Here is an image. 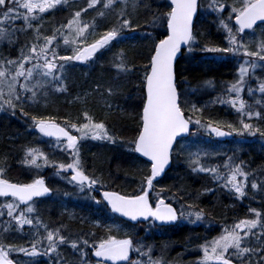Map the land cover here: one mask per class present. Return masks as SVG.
Listing matches in <instances>:
<instances>
[{
  "label": "snow or ice",
  "instance_id": "6c2138e0",
  "mask_svg": "<svg viewBox=\"0 0 264 264\" xmlns=\"http://www.w3.org/2000/svg\"><path fill=\"white\" fill-rule=\"evenodd\" d=\"M65 3L67 0H0V25H15L18 20H21L24 25L22 28L13 27L11 30L0 27V40H7L9 44H12L17 33L28 30L36 32L35 42L30 45L26 43L16 58L0 60V110L11 109L14 114L19 107L23 113L24 110L21 107L23 103L27 100L36 102L38 97L47 95L49 88L54 91L66 90L62 81L67 62L91 61L98 52L113 41L127 38L124 36V31L132 28V22L126 15V9L130 5L135 11L141 0H87V8L75 11L66 24L53 30L52 35L41 36L39 26L34 28V23L41 14ZM101 3L105 10L114 9L117 3L122 4L123 7L117 13V24L89 43L88 39L95 35L97 25L95 20L91 24L83 22L81 16L88 9H94ZM199 7L198 0H169V10L166 13L153 14L149 24L152 28L166 24L167 34L154 43L149 64L146 66L147 71L142 80L144 93L141 96L140 126L138 135L131 144L134 145L133 150L136 153L148 158L151 167L149 174L141 181L139 194L102 192L103 202H106L111 212L118 213L121 217L133 222L151 220L160 224H170L187 216L191 223H196L204 218L201 211L185 213L182 210L177 213L176 208L166 202L160 193L156 194L154 201L150 200L154 181L162 176L170 163L174 143L178 137L190 132V125L193 123L209 136L225 137L233 134L256 136L259 134L264 137V131L250 122L253 119H264V114L256 110L264 106V79L255 77L257 70L264 71V31H261L259 36L254 31L258 21L264 22V0H234L228 17L219 19V27L226 33L228 47L206 46L203 49L206 52L239 55L244 58L238 67V79L229 84L225 90L227 98H217L220 104L230 105L239 115L238 125L211 120L202 122L200 119L193 121L191 116L186 117L181 107L175 62L182 46H189L188 51L192 50L190 45L196 39L193 34L194 17ZM209 7L220 13L228 9L221 0H212ZM105 14V11L98 12L100 18H104ZM233 18L235 24L231 25L230 21ZM246 30H253L251 33L253 39L245 41L244 36L248 34ZM144 35L150 37L151 33H144ZM58 39H62L65 46H71L72 55H58L56 49L59 45L54 46V42ZM115 67L121 73L132 70L127 66L123 53L117 58ZM252 77L257 80V86L255 89L247 87V92L252 96L259 92L261 99L249 104L242 93ZM206 83L209 86L212 85L211 81ZM107 93L109 96L116 94L111 87L107 89ZM107 107L111 109L112 105L107 104ZM191 107L192 111H202L195 105ZM84 118L87 122L80 125L69 121L66 122V126H61L52 118L31 117L33 127L43 136L54 138L57 147L69 153L71 162L57 164L50 161L48 155L42 150L27 148L23 163L37 169L51 165L56 168L58 176L63 172L71 171L72 175L68 181L70 184H74L81 192L94 190L100 184V180L86 174L80 156V142L91 138L116 143V139L109 134L103 122H95L87 112L84 113ZM225 128L228 131H225ZM71 129H75L79 135H73ZM207 156L209 153L204 150L189 152L191 171L210 174L217 181L224 179V187L230 193L237 198H244L247 195L249 174L244 170L243 162L233 164V157H229L224 164V168L229 171L224 177L220 174L218 167L202 163V158ZM3 172L4 168L0 167V176ZM250 187L252 190L264 193V185L252 182ZM51 191L42 177L30 183H12L0 178V197H11L13 201L0 206V209H6V215L10 218L6 222L4 231L7 232L10 228L23 230L25 226H30L37 227V231L39 227H43L46 232V236L34 238L29 247H15L0 243V264H16L10 258V253L13 252L22 253L27 257L52 254L58 256L59 247L65 244L79 252V264H87L85 249L89 247L94 249V256L99 258L97 264L102 262L106 264L108 261L119 264V262L129 261L130 252L133 250L132 238L126 236L121 239L110 234L113 228L119 230L120 225H109V234L106 238L90 245L88 239L66 237L61 234L59 228L49 229L38 217L34 219L31 215L36 211L34 199L44 197ZM95 202L101 203L100 200ZM251 211L255 214L254 219L239 220L230 228L226 227L223 233L213 239L210 244L202 246L203 257L200 264H209V261H214L215 264H234V260L236 264H264V216L255 209ZM4 214L5 212L0 210V216ZM193 216L194 220L191 219ZM135 251L140 252L141 248L136 247ZM141 255L148 257L147 264H166L162 259L153 260L150 248ZM56 264L61 262L57 260ZM132 264H142V262L133 261Z\"/></svg>",
  "mask_w": 264,
  "mask_h": 264
},
{
  "label": "trees",
  "instance_id": "16d2710c",
  "mask_svg": "<svg viewBox=\"0 0 264 264\" xmlns=\"http://www.w3.org/2000/svg\"><path fill=\"white\" fill-rule=\"evenodd\" d=\"M168 2L169 0H141L135 11L129 5L126 9V15L132 22V28L125 29L124 36L127 38L113 41L101 52H98L96 59L88 61V63H71L69 66L67 65L65 70L66 74H68L66 78L68 81L66 82L67 94L63 93L64 97L52 101L46 100V96H44L38 97L36 102L26 101L21 105L24 110L23 113L19 110V107L14 114L12 110L0 112V167L4 168V172L0 177L22 183H30L39 177H43L46 180L53 194L49 197L34 200L36 211L31 215L34 219L38 217L49 229L55 230L59 228L61 234L66 237H83L88 239L91 245L93 242L106 238L109 234L108 226L115 224L120 225V228L119 230L113 228L110 234L117 236V238L122 239L130 236L135 241L138 239L163 240L161 247L172 248L175 245L174 241L177 239L196 238V240H201L208 238L209 236L205 232H208L213 222L216 227L220 228L225 225L226 227L231 226V224L234 225L236 222H233L232 219L228 220L232 216L237 219V222L241 219H254L255 214L251 211L252 209L264 216V193L260 192V195L256 194V192L251 193L249 188L247 189V195L241 200V204L238 201L234 202V204L225 203L224 195L220 194L219 190H216L217 186L212 183L213 178L210 174L194 173L186 169L189 163L185 159L189 160V158L185 157L180 147L175 148V163L178 159H181L180 155L183 157L182 160L185 161L181 164H174L171 173L166 178L156 182L154 190L157 191V188L162 189L163 186L170 191L176 190L181 195L180 199L183 205L189 207L191 203L189 208H196L199 205L196 210L200 211L199 209H203L205 213L211 214L210 217L212 218L208 217V219L214 218V221L211 220L208 223L205 231L199 226L187 227L186 225L181 226L179 229L175 228L176 225L163 226L157 229H155V225L143 227L140 224L121 219L104 204L100 211L99 209L96 210L99 207L94 204L74 202L70 200V197L65 200L63 198L65 197L64 194L70 195L75 193L76 190L68 182L70 172H63L58 176L56 175V168L51 165L37 169L23 163L27 148L42 150L48 155L50 161L57 164L71 162V156L68 152L62 151L61 148L50 146L49 141L42 137L33 127L31 117L52 118L62 124L70 121L80 125L85 120L84 113L87 112L95 122H103L106 125L108 132H111L116 139V143L100 140L98 142L103 145L96 146L97 148H90V146L81 148L80 156L86 173L100 180V184L97 187L103 189L111 188L129 194L140 191L141 181L144 176L149 174L150 164L135 153L131 141L137 136L140 126L141 96L144 93L142 80L144 73L147 71L146 66L149 64L153 45L167 34L166 24L156 28L149 27V24L153 14L166 13L169 10ZM120 5V3H117L116 6L121 7ZM205 5L206 0H202L195 27V38L197 41L193 45L195 47L194 57H181L176 64L179 82L184 77V81L189 83L187 88H193L196 84L195 82L204 74H208L212 79L215 78V80L220 81L223 79V74L229 71L228 68L223 69L224 63H221L222 61L218 63L216 59L212 60V57L217 53L203 51L206 46L222 45L221 42L218 44L206 42L209 39L207 36L208 27L210 29L213 22L210 19L204 20L202 18ZM82 8H87V0H67V3L58 6L56 9L41 14V17L34 23V28L39 26L41 36L52 35L56 27L66 24L72 14ZM96 8L88 9L81 16L83 22L91 24L95 20L97 27L92 38L98 37L117 24V13L110 11V9H103L102 3ZM120 9L117 11L119 12ZM99 11H105L104 18L98 16ZM144 33H151V36H145ZM35 36L36 32L34 31ZM23 42L24 40L19 38L15 43L17 46H21ZM8 46L10 44H7V46L0 44V60L7 58L4 54L5 48H8ZM114 52L118 53V57L123 53L127 66L132 70L127 73L116 71L117 74L114 71L113 79L111 77H105V79L101 77L100 79V74L96 75L98 68H102V71L105 72L108 57ZM189 60L199 62V64L193 66V63H191L189 66ZM188 67H190V70H188ZM93 78L99 80L93 81L91 80ZM84 79H90L92 82L83 84L81 81ZM208 81L210 80L208 79ZM109 87L113 88L114 92H116L115 95H108L107 89ZM198 99L202 100L201 97H198ZM210 103V101H206V103L201 102L199 105V109H202L200 111V120L202 122L212 120L210 119L212 116L217 117L215 115L217 113H210L212 111ZM107 104H111L112 108L109 109ZM55 108L58 110H55ZM258 109L264 114V106H260ZM214 110H218L217 112L220 115L219 118H216L217 121L235 123L239 118L237 116H234V118L232 116L231 119L228 117L223 118L224 114L221 109L214 107ZM253 124L264 131V119H253ZM251 137L255 139L245 142L243 153L245 150L246 152L243 157L252 160V165L259 164L257 167H262V176L264 177V144L255 145L259 141L262 142L264 137L259 134ZM260 138H262V141ZM180 141L187 142L189 140L181 139ZM87 148L92 150L91 155H88L85 151ZM204 159L206 161L210 158L206 157ZM252 165L247 166L250 167ZM259 170L257 171L259 172ZM210 196L215 201V207L212 208L199 201L205 200ZM5 200L10 201V198L0 197V205ZM230 202H232V199H230ZM4 218L6 216H0V219H2L0 220V243L5 245L16 244L17 246L25 245L27 247L29 242L36 238L35 235L34 237L31 235L33 230L29 226L24 227L25 230L10 228L9 231L5 232L6 222L9 219L6 218L4 220ZM97 222H99L98 225ZM219 228L217 230L220 231ZM34 230L37 231V227H34ZM217 230L213 233L215 234ZM37 232L40 235H46L43 227H39ZM151 247L146 246V248ZM153 247L158 248L157 246ZM86 251L88 258L92 260L91 247L86 248ZM58 252L62 255L64 264H79V252L74 251L69 245H61ZM183 253L185 254V252ZM184 254L178 253L176 256H171L178 259L181 263H186L183 260ZM20 256L18 255L15 258L17 263H19L18 258ZM47 263V259L37 256L34 257V262L30 264Z\"/></svg>",
  "mask_w": 264,
  "mask_h": 264
},
{
  "label": "rangeland",
  "instance_id": "374dc122",
  "mask_svg": "<svg viewBox=\"0 0 264 264\" xmlns=\"http://www.w3.org/2000/svg\"><path fill=\"white\" fill-rule=\"evenodd\" d=\"M221 2L222 3H225L228 6V9L226 11H224L223 13L214 11L212 8H210L209 5L212 3V0H206V5L204 7V14H203L202 18L204 20L210 19L213 22L211 24V26H210V29L208 27L207 36L209 37V39L206 40V42L217 43V44L219 42H221L223 47H228L227 41L225 39L226 33L224 32L223 29H221L219 27V19H221V18H227L228 17L229 12L231 11V6H233V4H234V0H221ZM120 6L121 7H117L116 6L114 9H110V11L112 10L115 13H118L117 10L120 9V8H122L123 5L121 4ZM236 6H238V5H236ZM95 9H97V8H95ZM232 22L234 23V20L233 19L230 21V24L231 25H234V24H232ZM0 27H7V28H9V30H11V28H13V27L14 28H22V27H24V25H23V22L21 20H18L15 23V25H0ZM56 28H59V27H56ZM252 31H250L246 35V37H244L245 41H249V40L253 39V36L251 35ZM254 31H255L256 35L259 36V34L261 33V31H264V26L263 25L258 26V27H256L254 29ZM65 34H67V33L65 32ZM20 36L23 37L24 42L22 43L21 46H17V44L15 42H17V40L19 39ZM96 38H98V37H95V38L93 37L92 38V36H90L89 39H88V42L91 43L92 41H90V40H94ZM14 39H15L14 43L10 44V46H8V48H5V54L4 55L7 56L6 59H14V58H16L19 55L20 49L26 43H28L30 45L32 42H35L34 30H32V31H29L28 30V31H26L24 33H17V36L14 37L13 40ZM196 41L197 40L195 39V42H193L192 45H194L196 43ZM0 44L2 46H7V44H9V43L7 42V40H0ZM56 44L59 45L57 47V49H56L57 52H58V55H60V56L72 55L71 46L70 45L69 46H65L63 44L62 39H58L57 42H54V46ZM218 46H220V45L218 44ZM230 55L231 54H227V56H230ZM218 56L220 58L224 59L226 61V64L231 66L232 70H236V72H235L232 80L231 81H227V82L217 83V85L212 82V85L211 86H209L206 83V81L200 82L194 88H187V89L184 88V93H183V95H184V97H186V99H193L194 97L195 98L196 97H201L203 95V93H207V92L208 93H213L214 92L213 95H212V97L209 99V101L211 102L210 103V106L212 107V111L210 113H213V112H214V114L217 113V114H215L217 117L212 116L210 118V119H212L211 121L215 120V122H221V121L220 120L217 121L216 118H219L220 115L217 112L218 110H214L213 111V108L214 107H217V108L221 109L223 107V105H227V104H220L217 101V98H224V99L227 98L225 90H226V88H227V86L229 84L234 83L236 81V79H238V67H239V64L242 63V61L244 59L243 57H241L239 55H237V56L231 55L230 58H232V59H227V57L225 55L222 56V54H217L216 56H213L212 57V60H214ZM117 58H118V53L117 52H114L113 54H111L108 57V62H106L105 68L106 69L109 68L110 69V73L108 71L103 72L102 71V68H98L96 75L100 74V76L103 77L104 79H105V77L106 78L111 77L113 79V72L114 71L115 72L117 71V69L115 67V64L117 63ZM94 59H96V56L94 57ZM71 63H74V64H82L81 62L69 61V62H67V65L69 66ZM84 63H88V62H84ZM103 70H104V67H103ZM115 74H117V72ZM67 76H68V74H66L64 72L63 73V77L64 78H63V81H62L63 84H64V81L66 80ZM255 77H259L260 79L261 78L264 79V71L257 70V72L255 73ZM255 77H252V78H250L248 80V83L245 86V91L242 93L243 98L248 103H249V101L251 99H253L254 101L260 99V93L259 92H256L254 96L250 95L247 92V87H252L253 89L256 88V86H257V80L255 79ZM47 94L48 95H46V100L49 99V100H52V101H55V100H57V99L62 98V97L65 96L62 91H54L51 88L48 89ZM65 94H67V92H65ZM215 94H217V95L213 99V96ZM25 95H30V94H25ZM42 97H44V96H42ZM27 101H31V100H27ZM187 102H188V104L190 103L189 100ZM222 109L226 112V114H225L226 116L225 115L222 116L223 118L224 117L225 118L228 117V118L231 119L232 116H233V118H234V116L239 117V115L237 113L233 112L232 110H229V109L228 110H225L224 108H222ZM10 110L11 109H8L7 111H10ZM55 110H58V109L55 108ZM1 111H3V110H0V112ZM239 119H240V117L237 119V121L234 124H237L238 125V120ZM195 120L196 119H194V121ZM85 122H87V121L86 120H83V123H85ZM226 123H232V122L231 121H228ZM64 125H66V124H64ZM193 125H195V124L193 123ZM196 127L198 128V130H197V132L196 131L194 132V133H196L195 135H191V139L189 141H187V142L185 141L184 143H181V144H180V141H179V147L181 148V151L185 155L186 158H189L188 157V153L189 152L195 153V152H197L199 150L207 151L209 153V156H207V157L210 158V159H208V160L205 161V159L202 158V163H204L206 165H209V166H216V167H218V169L220 171V174L222 176L226 177L229 170L226 169V168H224V164L225 163L223 161L227 160L225 158H229L230 155H231L233 157L232 163L237 164L239 162H243L244 168L247 167V169H248V170H245L249 174V176H248V188L247 189H249V188L251 189L250 184L252 182H254V181H257L258 184L264 185V177L262 176V167H259V168L257 166H255V168H254V166L248 167V166H245L246 163L243 161L245 159L243 157V154L246 152V150H245V152L243 153V147L245 145L244 142H249L252 139H255L254 137H251V136H249L247 134H245V135H243L241 137H239L238 135H236L234 137V139L230 143H227V142H223V141L216 140V139L212 140L209 137V135L207 134V132H205L203 129H199V126H197V125H196ZM71 132H72L73 135H77V136L79 135V133L75 129H71ZM196 138H198V139L201 138L200 140L203 141V142H200L199 143V141ZM85 142H86L85 147L86 146H90V148H97L98 146L103 145V144L95 141L94 139L89 138V140L86 139V140H82L80 142L79 150L84 147V143ZM191 142H193V143H191ZM186 143H188V144H186ZM49 144L53 148H61V147H57V145L55 143V140L54 141H51ZM262 144H264V138H263V141L262 142L259 141L258 144H255V145L260 146ZM50 146H49V148H51ZM90 148H87L85 150L88 155H91L92 154V150ZM180 157H181V159L178 160V164H181L185 160L188 161L187 159L182 160L183 157L181 155H180ZM180 166H182V165H180ZM186 169H189V171L191 170V168L189 166H186ZM257 170H259V172ZM68 172L71 173V171H68ZM260 177H263V178H260ZM69 179H70V177H69ZM212 183L214 184V186H217L216 190H219V193L224 195V199L226 201V202L224 201L225 203H229V204H232L233 203L234 204V202H237L238 201V203L241 204V200L244 199V198H237V197L234 196V194L230 193V191L227 188L224 187V184H225V180L224 179H220L218 181L213 179ZM73 186L76 188L77 191L75 190V193H72L70 195L69 194H64L65 197H63V198L65 200L68 197H70V200H72L74 202H76V201L82 202V203L86 202V203H88L90 205H92V204L97 205L100 208L103 207L102 198H101V195H100L101 192H99L100 194H95L93 192H88V191L81 192L75 185H73ZM162 189L168 190L165 187H162ZM168 192H172V194L171 195L169 194V196H170V198L173 197V199L175 201V204L180 209L179 212L182 211V210L185 211V213H187L188 211H192V212L197 211V210H194V209L187 208L185 205H183L178 200L179 199L178 196L181 197V195H180V193L178 191H176V190L169 191L168 190ZM250 192L251 193H255V190H252L251 189ZM156 194H155L154 197H156ZM2 198H5V197H2ZM230 199H232V202H230ZM96 200H100L101 203L97 204L95 202ZM199 201L204 202L203 204L206 205V206H208V207H210V208L215 207V204H214L215 201L213 200V198L211 196L210 197H207L205 200H199ZM10 202H13L11 198H10V201H6V200L5 201H2L1 202L2 204L0 206L4 205L6 203H10ZM189 205L191 206V203ZM197 207H199V205H197L196 208ZM100 208H96V210L99 209L101 211ZM0 210H3L5 212V214L3 216H6V218L10 219L6 215V209H0ZM199 210L203 213V216H204V218L202 220L197 221L196 223H191L190 220L187 218V216H185V217H182L181 219L177 220V223L175 224L176 225L175 228L179 229L181 226L186 225L187 227H189V226H193V227L199 226V227L203 228L204 231L207 230L206 227H207L208 223H210L211 220L214 221V218L211 219V220H209L208 217H210L211 214L209 215V214L205 213V211L203 209L202 210L199 209ZM6 218H4V220H6ZM210 218H212V217H210ZM191 219L194 220L195 217L193 216ZM231 219L233 220V222H237V219H235L234 216L230 217V219H228V220H231ZM0 220H2V219H0ZM231 226H232V224H231ZM231 226H229V228ZM217 228H219V227H216L215 224H214V222H213V225L212 226L210 225V228L208 229V232H205V234L207 236H209V237L208 238H203V240L208 239L211 242L213 239L219 237L223 233L224 229L226 228V225L220 227L219 228L220 231L217 230ZM24 230H25V228H24ZM32 230H33V232H32L31 235L33 237L35 235L37 239H39V238H41L43 236H46V235H40L36 230H34V227H32ZM216 230H217V232L214 234L213 232H215ZM32 241H33V239H32ZM138 241L139 242H142V245L145 248L148 245V244H143L144 243L143 240H139L138 239ZM31 242H29V245L27 247L30 246ZM44 243L46 244V241H44ZM134 244H136V243H134ZM207 244H210V243H207ZM204 245H206V244H203V246ZM13 246H15V247H25V245H23V246H21V245L20 246H17L16 244L13 245ZM136 247H140V246L137 244ZM140 248L143 249L142 247H140ZM91 249L93 250V248H91ZM134 249H135V246H134ZM155 250H153V252ZM85 251H86V249H85ZM197 252H200L199 257H197L198 254H195L194 251H191L190 254H192V256H188L187 258H185V257L183 258L184 262H186V263H181L180 261H179V263L180 264H200V261L202 260V257H203V251H202V247L200 245H198V251ZM151 253H152V251H151ZM180 254L183 255L184 253L182 252ZM18 255H21L18 258L19 259V263L18 264H30L31 262H34V257H27V256H25L22 253H16V252L10 253V258L12 260H16L15 258ZM184 255L187 256L189 254H184ZM41 256L43 258H45V259L48 260V263L47 264H56L57 260H59L61 262V264H64V259L62 258V255L60 253H59L58 256H56L55 254H52L51 256H44V255H41ZM143 256H146V255H143ZM147 260H148V257H144V258H138L137 257L134 260H133V257H132V260L129 263H127V264H132L133 261H140V262H142V264H147ZM87 264H97V261L90 260L88 258V256H87ZM102 264H104V263H102Z\"/></svg>",
  "mask_w": 264,
  "mask_h": 264
},
{
  "label": "flooded vegetation",
  "instance_id": "af4514ba",
  "mask_svg": "<svg viewBox=\"0 0 264 264\" xmlns=\"http://www.w3.org/2000/svg\"><path fill=\"white\" fill-rule=\"evenodd\" d=\"M198 64H199V62H196V65H198ZM222 67H223V69H227L228 68V65L227 64H223ZM228 75H229V72L226 71L223 74V80H224V77L225 76H228ZM183 79H184V77H183ZM224 107H225L224 108L225 110H228L229 109V106L228 105H224ZM223 114L224 115L226 114V112L224 110H223ZM169 194L171 195L172 192H169ZM150 200H151V197H150ZM152 200L154 201V199H152ZM166 201H170L168 203H171L172 204L171 200H166ZM172 206L174 208H176V206H175L174 203L172 204ZM148 222L149 221H144V224H146V223L148 224ZM143 242H144L143 244H148L147 246H157L158 247L153 252V254L151 255L153 260L162 259V260H164L166 262V264H180L179 261H178V259L173 258L171 255L176 256L179 252L180 253L181 252H185V254H189V255L185 256V258H187L188 256H192V254H190V253H191V251H194L195 254H198L197 257H199L200 252H197L198 251V245H200L202 247L203 244L210 243V240H208V239H205V240H203V239H201V240H196V239H187V240H185V239H177V240L174 241L175 242V245L171 249H168V250H166L164 247H161V243L164 242L163 240H143ZM136 243L137 244H140V246H143L142 245V242L136 241ZM134 246L136 248V244L133 243L132 253H133V257L135 259L137 257L138 258L147 257V256L141 255V253L142 252H147L148 249H141L140 252H137V251H135ZM209 264H213V263H210V261H209Z\"/></svg>",
  "mask_w": 264,
  "mask_h": 264
},
{
  "label": "bare ground",
  "instance_id": "6f19581e",
  "mask_svg": "<svg viewBox=\"0 0 264 264\" xmlns=\"http://www.w3.org/2000/svg\"><path fill=\"white\" fill-rule=\"evenodd\" d=\"M218 41V40H217ZM189 62H190V64H189V66L191 65V63H193V66L194 65H196V61H192V60H189ZM188 62V63H189ZM190 67H188V70H190L189 69ZM106 71H108L109 73H110V69L109 68H107L106 69ZM234 73H235V70H233L232 71V73H231V77H233L234 76ZM202 74H204L203 72H202ZM100 77V79H101V76H99ZM96 78V77H95ZM95 78H93V79H91V80H93V81H97V80H99V79H95ZM98 78V77H97ZM103 78V77H102ZM208 79L211 81V82H214V83H219L220 81H217V79L215 80V78L214 79H212L211 78V76L210 75H208V74H204V75H202L200 78H199V80H197V82H195L196 84H198V83H200V82H204V81H208ZM90 79H84L83 81H81L83 84H88V83H90V82H92ZM206 97H207V94L206 93H203V95L201 96V101L202 102H204L205 100H206ZM183 239V238H182ZM183 246V245H182ZM165 249H171V248H169V247H165Z\"/></svg>",
  "mask_w": 264,
  "mask_h": 264
},
{
  "label": "water",
  "instance_id": "95a60500",
  "mask_svg": "<svg viewBox=\"0 0 264 264\" xmlns=\"http://www.w3.org/2000/svg\"><path fill=\"white\" fill-rule=\"evenodd\" d=\"M199 1L200 0H198V3H199ZM196 15H197V13H196ZM196 15H195V17H194V21H195V18H196ZM260 21H258L257 23H259ZM188 134V133H187ZM187 134H183V135H187ZM182 135V136H183ZM225 137H229V136H225ZM225 137H222V138H225ZM178 138H180V137H178ZM177 138V139H178ZM175 144V143H174ZM140 154V153H139ZM141 156H142V154H140ZM143 158H145V159H147L148 160V158H146V157H144V156H142ZM171 162H172V153H171V159H170V163H169V165L168 166H166V169H165V171L171 166ZM12 183H15V182H12ZM118 214V213H117ZM125 218V217H124ZM127 219V218H126ZM159 223V222H158ZM95 257V256H94ZM96 258V257H95ZM96 259H99V258H96ZM108 262H110V261H108ZM127 262V261H126ZM214 262V261H213ZM110 263H112V262H110ZM119 263H124V262H119ZM215 263V262H214ZM234 264H236L235 262H234Z\"/></svg>",
  "mask_w": 264,
  "mask_h": 264
}]
</instances>
